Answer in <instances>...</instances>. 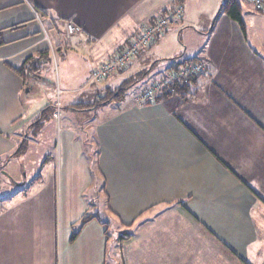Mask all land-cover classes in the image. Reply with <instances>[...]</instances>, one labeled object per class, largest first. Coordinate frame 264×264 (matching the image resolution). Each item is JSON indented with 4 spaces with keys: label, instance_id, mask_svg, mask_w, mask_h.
Masks as SVG:
<instances>
[{
    "label": "crops",
    "instance_id": "0c3cea01",
    "mask_svg": "<svg viewBox=\"0 0 264 264\" xmlns=\"http://www.w3.org/2000/svg\"><path fill=\"white\" fill-rule=\"evenodd\" d=\"M140 1L0 0V171L9 169L0 180V264L106 263L107 223L95 213L73 243L67 229L60 248L52 199L59 178L67 197L104 196L120 264H264V10L246 22L241 13L243 30L224 13L207 30L183 5L182 20L164 37L124 71L93 83L92 61L117 54L142 23L184 0L135 17ZM69 22L82 33L68 36ZM187 32L199 49L170 62L181 57L175 39ZM29 58L23 79L16 70ZM196 59L205 74L162 89L152 104L135 99L153 79L96 109L63 104L71 116L56 158L39 160L51 137L54 103L42 97L54 92L53 67L59 96L88 97L82 104L91 106L131 77L162 76ZM47 107L51 120L35 133ZM59 163L64 170L55 173Z\"/></svg>",
    "mask_w": 264,
    "mask_h": 264
},
{
    "label": "rangeland",
    "instance_id": "374dc122",
    "mask_svg": "<svg viewBox=\"0 0 264 264\" xmlns=\"http://www.w3.org/2000/svg\"><path fill=\"white\" fill-rule=\"evenodd\" d=\"M172 1L173 0H141L139 2V4L136 6V8L134 9L133 15L135 17H141V16H143L142 15L143 13H149V12L156 10V9H159V8H164V7L166 8L167 6H169L171 4ZM221 1L222 0H184L183 4L176 1V3H174L170 8L174 7V5L178 4V3H180L182 5V7L184 5V8L186 7V11L188 12V15L191 17L193 22L197 23L200 28H202L203 26H207L206 29L210 30V29L214 28L215 20L218 18L217 12H218V9L220 7ZM237 1L239 2L240 6L242 8V18L244 19V22H246L245 18L247 16L252 15L254 13H257L252 8V6L248 3V0H237ZM164 11L165 10H163L161 12H164ZM44 12L46 14H49L46 10H44ZM222 14H223V12H221L219 15H222ZM208 22H210V23H208ZM177 23H175V24H177ZM143 24L144 23H142L140 26H142ZM165 35H166V33L162 37H164ZM162 37H160V38H162ZM181 40H182V42H181ZM181 40L175 39V46L180 48L182 55H181V57H179L177 59H171L170 62L180 60V59L181 60L186 59L189 56H191V54L196 53L197 52L196 50H198L200 47L199 42L197 43V36H195V37L191 36L188 32L185 33L184 35H182ZM185 48H187V49H185ZM192 51H194V52L191 53ZM31 62H29V63H31ZM168 63H169V61L158 63L155 68H158V69L165 68ZM164 75L160 76L159 74H155L152 77H148L146 79H142V75H140V74L137 75L136 77H131V79L128 80L124 85V87H127V90H125L123 92L124 96L128 97V96H133V95L137 94L140 90H142L143 88L146 87L147 82L149 80L153 79L154 81H159L164 77ZM50 78H51L50 80L54 84V92L51 95V97H42V98L47 99V100L50 99L54 103L53 108H52L53 111H51V113H53L54 110L55 109L57 110V107H59L61 114H60L59 119L53 118L54 121L52 120L48 126L50 129L51 137H50L48 146H46L47 147V151H46L47 153L45 155H40L41 157L39 160L41 162H43L45 160V158H48V162H51L52 158H54V160L56 158V155H53V152L56 153V149L53 150V148L55 147V143L56 144L59 143V137H60L59 131L62 127V123L64 121V118L66 120V119L70 118V116H71L67 110L68 107H63V104H65V103L67 104V102L68 103L72 102L74 104L79 105L76 107V109H78V110L89 109V107H91V106H88L86 108L87 105H83L86 102L88 97H60L59 96V92L57 93V82H56L57 76H56V72L54 70V67H53V71L50 73ZM136 79H138V80L135 83H133ZM153 82H151L149 84V86ZM176 85H178V84H176ZM117 92L118 91H116V93ZM109 95H111V94H109ZM127 97L125 99H127ZM108 98H110V97H107L105 99H108ZM100 102L101 101H98V103H100ZM95 103L96 102L94 101V104ZM57 105H59V106H57ZM80 105H82V108L80 107ZM73 108H74V106H73ZM49 116H51L50 112L45 116V118H48ZM48 119L51 120L50 118H48ZM56 135H58L57 139H56ZM79 138H81V135L79 136ZM80 140H82V139H80ZM32 147H34V146H32ZM28 148H30V147L28 146ZM57 149H58V146H57ZM58 152H59V150H58ZM20 163H21L20 161L13 162L12 168H13V166H15L17 168V170L22 171L23 167H22V164H20ZM3 164H4V161H1L0 165H3ZM64 167H65L64 165L61 166V163H59L58 169L55 171V173L60 172L61 170H64ZM6 170L2 169V171H0V180L2 179L5 181V178H3V174L7 175V172L9 171V169H6ZM16 178L17 179L20 178L19 173L16 174ZM92 181H93V184H95V179L93 177H92ZM6 184H7L8 189H15V186H13V184H11L9 182ZM62 186H63L62 182L60 181V178H59V181L57 182V193H56V191H54L53 192V198H52L55 206H56V201H57V207L59 210L58 211L59 213H58L57 229H58V239H59L60 248L63 247V244L61 243V239H63V241H65V239L67 237V229L68 230L73 229V232L71 235V238H72V236L77 231L80 230L81 220L84 217L91 216L90 214L95 213L99 216V218L101 220H103L104 222L107 223L106 227H107V233H108V244H107V249H106V263L105 264H120L121 263L120 258L115 253V252L118 253V251H119V243L114 241L117 238H115L116 236L112 235V234H114V222H113L112 218L109 216V214L107 213L106 206H105L106 201H105L104 196L99 195L98 191L94 190L93 192L86 193V197H84V198H86L87 201L85 202L81 197H74V198L67 197L66 191L63 189ZM61 190H63V191H61ZM88 201L91 202L90 206L88 205ZM71 238H70V243H73ZM60 248H59V254H60Z\"/></svg>",
    "mask_w": 264,
    "mask_h": 264
},
{
    "label": "built area",
    "instance_id": "2783aa9c",
    "mask_svg": "<svg viewBox=\"0 0 264 264\" xmlns=\"http://www.w3.org/2000/svg\"><path fill=\"white\" fill-rule=\"evenodd\" d=\"M248 3L256 12L264 10V0H248ZM182 18L183 7L180 3L154 15L150 21L144 23L131 35L127 45L120 49L117 54L99 63L92 61L93 66L90 72V80L93 83H100L124 71L132 61L139 58L145 50L151 48L160 37L167 33L172 25L181 21ZM65 32L68 36H75L81 34L82 29L69 22L65 25ZM90 48V45H86L89 55ZM205 72V65L202 61L197 59L187 61L176 69L167 71L161 80L153 82L142 91L135 101L138 104H152L156 101L157 94L162 89L174 86L190 78L202 76ZM60 114V108L57 107V110L55 109L52 113V117L59 119Z\"/></svg>",
    "mask_w": 264,
    "mask_h": 264
},
{
    "label": "trees",
    "instance_id": "16d2710c",
    "mask_svg": "<svg viewBox=\"0 0 264 264\" xmlns=\"http://www.w3.org/2000/svg\"><path fill=\"white\" fill-rule=\"evenodd\" d=\"M223 12L224 14H226L230 19H232L233 21H235L241 28V30H243V24H242V18H241V13H242V8L241 6L239 5V3L236 1V0H225L224 3L222 4L221 6V10L219 12V14ZM218 14V15H219ZM212 30V29H210ZM3 44V42L1 41L0 39V45ZM32 61V58H29V59H26V61L22 64L21 68L16 70V73L19 74L20 76L23 77L24 79V71L27 67L28 69V65L30 64L29 62ZM125 90H127V87H121L120 89L116 90L118 91L116 93V91H113L111 92L109 95L110 98L108 99H104L103 101H101L100 103L96 102L94 105L92 104L91 105V109H96L97 107L103 105V104H106L107 102H109L111 99L115 98V97H118L120 96L121 92H124ZM79 106V105H75L74 106V109H76V107ZM80 107L82 108V105H80ZM88 107V105L86 106V108ZM50 108L51 107H47L45 108L39 118L36 120L35 123H33L32 127L34 128V132H39V130L41 129L42 125H43V121L45 120V116L50 112ZM90 108V107H89ZM78 110V109H76ZM82 110V109H80ZM25 150V145L24 143H22L21 147L17 150V152L14 153V155H19V154H22V152H24ZM95 219L94 216H87V217H84L82 220H81V227L80 229L89 221ZM80 230L77 231L71 238L72 241L75 240V238L78 236Z\"/></svg>",
    "mask_w": 264,
    "mask_h": 264
},
{
    "label": "water",
    "instance_id": "95a60500",
    "mask_svg": "<svg viewBox=\"0 0 264 264\" xmlns=\"http://www.w3.org/2000/svg\"><path fill=\"white\" fill-rule=\"evenodd\" d=\"M224 1H225V0H222V1H221V5H220V7H219V9H218L217 15L219 14V12H220V10H221V6H222V4L224 3Z\"/></svg>",
    "mask_w": 264,
    "mask_h": 264
}]
</instances>
